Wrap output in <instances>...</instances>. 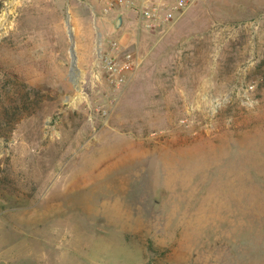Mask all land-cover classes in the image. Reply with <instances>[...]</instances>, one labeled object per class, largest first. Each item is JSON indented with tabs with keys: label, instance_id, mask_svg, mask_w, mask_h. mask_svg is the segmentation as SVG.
<instances>
[{
	"label": "rangeland",
	"instance_id": "374dc122",
	"mask_svg": "<svg viewBox=\"0 0 264 264\" xmlns=\"http://www.w3.org/2000/svg\"><path fill=\"white\" fill-rule=\"evenodd\" d=\"M0 264H264V0H0Z\"/></svg>",
	"mask_w": 264,
	"mask_h": 264
},
{
	"label": "built area",
	"instance_id": "2783aa9c",
	"mask_svg": "<svg viewBox=\"0 0 264 264\" xmlns=\"http://www.w3.org/2000/svg\"><path fill=\"white\" fill-rule=\"evenodd\" d=\"M103 11L109 14L113 11L130 10L134 12L137 24L155 29L161 24L171 23L196 0H101ZM125 58L123 65L118 67L115 59H107V65L112 71L132 67L131 61ZM113 73V72H112ZM113 75V74H112ZM114 79H112V82Z\"/></svg>",
	"mask_w": 264,
	"mask_h": 264
},
{
	"label": "water",
	"instance_id": "95a60500",
	"mask_svg": "<svg viewBox=\"0 0 264 264\" xmlns=\"http://www.w3.org/2000/svg\"><path fill=\"white\" fill-rule=\"evenodd\" d=\"M123 20H124V17L123 15H119L115 21V28L116 29H120V27L122 26L123 24Z\"/></svg>",
	"mask_w": 264,
	"mask_h": 264
},
{
	"label": "crops",
	"instance_id": "0c3cea01",
	"mask_svg": "<svg viewBox=\"0 0 264 264\" xmlns=\"http://www.w3.org/2000/svg\"><path fill=\"white\" fill-rule=\"evenodd\" d=\"M122 10H124V9H122ZM122 12V11H121ZM125 11H123V13H124ZM127 14V13H126ZM125 15V14H124ZM124 17V16H123ZM125 22H126V20H125V17H124V20H123V23H124V25H125ZM123 25V24H122Z\"/></svg>",
	"mask_w": 264,
	"mask_h": 264
}]
</instances>
